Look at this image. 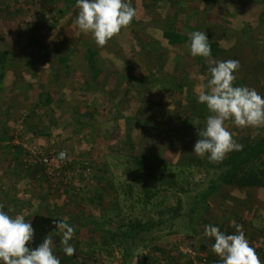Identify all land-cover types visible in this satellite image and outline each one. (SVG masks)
<instances>
[{
    "label": "rangeland",
    "instance_id": "obj_1",
    "mask_svg": "<svg viewBox=\"0 0 264 264\" xmlns=\"http://www.w3.org/2000/svg\"><path fill=\"white\" fill-rule=\"evenodd\" d=\"M243 1L199 0L185 11L186 21L193 23L198 11L196 28L206 33L208 42L231 47L241 35L239 27L264 19V1ZM131 3L136 17L99 47L90 33L74 24L76 7L61 13L54 0H0V53L7 51L10 60L0 90V205L9 215L22 214L25 220L36 212L54 211L63 216L74 228L69 243L76 256L64 254L59 232L51 235L61 264L125 262V247L130 244L121 234L115 238L114 234L123 222L140 215L139 209H129L130 200L125 201L117 190L129 180L124 172L129 157L147 150L182 163L197 141L191 131L175 136L159 129L160 123L178 124L177 115L187 110V102L175 104L168 87L159 80L175 79L193 86L199 94L206 90L207 76L193 68L196 57L190 55L188 45L186 54L177 56L162 36L173 18V7L157 6L155 0ZM206 20L214 25L212 29L208 22L204 24ZM256 36L254 46L261 51L264 35L257 32ZM162 49L167 58L162 57ZM93 63L106 72L99 79L103 86L85 89L93 81ZM145 76L153 82L141 81ZM40 91L54 95L53 109L39 105ZM138 108L154 113V123L135 122L126 129L118 111L131 114ZM78 111L85 114L89 126L77 123ZM225 127L240 145L260 132V127H237L231 120L225 121ZM61 150L68 154L65 171L69 174L49 175L41 160ZM15 157L17 161H11ZM4 182L8 185L3 186ZM206 183L200 174L184 183L189 189L185 212ZM208 224L218 225L226 234L235 233L239 225L264 262V190L224 186L201 209L196 221L184 216L157 229L156 242L136 249L130 264H142L143 255L150 258L145 264H220L212 251L213 240L203 235ZM102 234L110 244L100 249ZM139 241L140 236L135 243ZM201 244L206 251L199 250Z\"/></svg>",
    "mask_w": 264,
    "mask_h": 264
},
{
    "label": "trees",
    "instance_id": "obj_2",
    "mask_svg": "<svg viewBox=\"0 0 264 264\" xmlns=\"http://www.w3.org/2000/svg\"><path fill=\"white\" fill-rule=\"evenodd\" d=\"M54 1L59 3L56 7L61 13L74 8L76 3V0ZM155 1L157 2V6L173 7V18H171L172 20L169 21L168 26L163 30L162 36L168 41L173 54L177 56L186 54V46L190 42L189 34L199 30L196 28L198 11L193 16L194 22L190 24L186 21L188 15L185 14V11L191 10L193 5L198 3L199 0ZM220 2L218 1L217 4L222 5ZM243 2L246 3V0ZM220 21L226 22L224 19H220ZM207 22L211 25L212 29L214 25L210 23V20H206L204 24ZM135 30L138 32L137 28ZM239 30L241 35L231 47L225 48L218 42H209L211 55L209 57L197 56L193 59L192 66L194 69L204 71L208 80V67L210 63L216 62L218 59L220 61L228 59L238 60L239 68L234 73L236 76L235 81H233L234 86L246 85L249 88H254L261 96H264V47L261 51H258L254 46L258 40L256 33L262 32L264 35V19H261L258 24L252 22L245 23L239 27ZM161 54L164 58L168 56V53L164 49L161 50ZM90 55H93V53H90ZM91 58L93 59V56ZM9 61L8 52H1L0 90L3 89ZM91 71L93 81L88 82V88L85 89L102 87L104 81L99 79L105 77L106 72L104 68H100L97 64L93 63ZM152 80L151 77L145 76L141 81L151 83L153 82ZM159 81L168 87V91L171 92L174 101H176L175 104L183 101L187 102V110L177 115L178 124L169 125L165 121L166 123L158 124L159 129L162 132H172L175 136H181L182 134L190 133V131L193 135L196 134L198 136V128L203 127L206 117L211 114L206 105L197 102L198 93L193 91V86H188L175 79H163ZM38 95L40 106L47 104L53 109L52 107L55 103L53 94L40 91ZM113 103L114 101L109 100V104L112 105ZM118 113L117 117L125 121V128H128V130L135 122H139L141 125H148L150 123L153 124L156 118L154 113L151 115L143 108H138L136 112L131 114L120 111ZM167 113L170 114L169 112ZM76 114L77 123L81 127L90 125L89 122L84 120L85 114L79 111ZM171 115L169 116L170 118H172ZM197 119H199L200 123L199 125H194L192 122ZM196 139L198 140L199 136ZM241 145V150L227 153L223 161L218 163L209 162L207 155L199 157L192 152L182 163H175L172 159L147 150H144L138 156L129 157V164L124 168L125 174L129 175V180L123 182L120 187H117V190L120 195H124L125 201L130 200L129 209L132 212L139 209L141 216L130 218L127 223L123 222L114 234V238L121 234L127 243L130 244L125 247V262L122 264H130L136 249L143 250L155 243L158 236H154V232L169 222L181 219L184 216H188L190 222L196 221L201 209L208 207L213 195L224 186H236L242 189H264V126L260 127V132L254 139ZM67 165L68 161L65 165L66 167L62 170L63 176L65 175L64 172L67 169ZM66 172L68 173V171ZM199 174L203 175L207 181L206 186L192 197L189 210L185 212V194L189 192V189L184 186V183H190ZM173 199L175 200L174 204L172 203ZM151 212H154L155 215H151ZM58 220L65 219L54 211L36 212L28 216L26 221L30 222L35 229L34 239L30 242L29 246L35 247L46 236L56 234L58 229L55 221ZM193 231L198 233L195 229ZM138 236H140V241L136 244ZM100 237V242H102L101 246L99 245L100 249L110 244L105 235L102 234ZM96 249L98 248H94L93 251H96ZM199 250L206 251V245L201 244ZM73 256H76V254H73ZM262 256L264 260V252ZM143 258L145 261H150L147 255H143ZM197 258L203 259L200 254L197 255ZM145 261L142 264H145Z\"/></svg>",
    "mask_w": 264,
    "mask_h": 264
},
{
    "label": "clouds",
    "instance_id": "obj_3",
    "mask_svg": "<svg viewBox=\"0 0 264 264\" xmlns=\"http://www.w3.org/2000/svg\"><path fill=\"white\" fill-rule=\"evenodd\" d=\"M75 7L78 14L74 24L82 32L90 33L99 47L127 27L137 14L131 0H76ZM189 35L190 55L209 57L211 46L206 33L193 31ZM238 68L239 61L235 59L210 63L206 90L197 96V102L206 105L211 114L203 127L198 128L199 139L192 153L199 157L207 155L209 162H221L227 153L242 149L225 127V121L231 120L237 127L264 126V96L246 85L234 86ZM192 123L199 125L200 122L197 119ZM65 155L61 152L59 158L64 159ZM55 224L64 254L73 255L76 249L69 241L74 228L67 220H58ZM34 235L35 229L22 214L9 215L0 205V264H61L53 250V237L46 236L41 243L30 247ZM203 235L213 240L212 251L220 264H264L239 225L235 233L226 234L218 225L208 224Z\"/></svg>",
    "mask_w": 264,
    "mask_h": 264
},
{
    "label": "built area",
    "instance_id": "obj_4",
    "mask_svg": "<svg viewBox=\"0 0 264 264\" xmlns=\"http://www.w3.org/2000/svg\"><path fill=\"white\" fill-rule=\"evenodd\" d=\"M61 152L66 154L64 159L59 158V154ZM68 159L69 158L67 152L61 150V151H57L51 157H47V156L43 157L41 160V164L45 167L46 171L50 175H54V174L56 175L63 172L62 170H64V167H66L65 165L67 164ZM64 174H68V173L65 171Z\"/></svg>",
    "mask_w": 264,
    "mask_h": 264
},
{
    "label": "crops",
    "instance_id": "obj_5",
    "mask_svg": "<svg viewBox=\"0 0 264 264\" xmlns=\"http://www.w3.org/2000/svg\"><path fill=\"white\" fill-rule=\"evenodd\" d=\"M13 159H14V160H13ZM11 161L16 162V161H17V158H16V157H15V158H12ZM11 170H12V169H11ZM8 173H9V172H8ZM1 184H2V183H1ZM13 184H14V181L11 182V186H12V187H10V188L8 187V188H7L9 191H11V190L13 189ZM2 185L4 186V185H8V184H6V183L4 182V184H2ZM257 189H260V188H257ZM263 190H264V189H263Z\"/></svg>",
    "mask_w": 264,
    "mask_h": 264
}]
</instances>
